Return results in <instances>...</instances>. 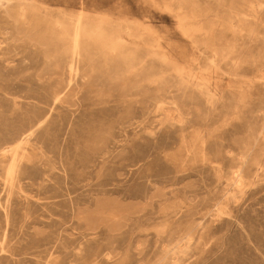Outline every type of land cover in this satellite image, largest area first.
<instances>
[{"label": "rangeland", "instance_id": "374dc122", "mask_svg": "<svg viewBox=\"0 0 264 264\" xmlns=\"http://www.w3.org/2000/svg\"><path fill=\"white\" fill-rule=\"evenodd\" d=\"M11 1L0 264H264V0Z\"/></svg>", "mask_w": 264, "mask_h": 264}, {"label": "bare ground", "instance_id": "6f19581e", "mask_svg": "<svg viewBox=\"0 0 264 264\" xmlns=\"http://www.w3.org/2000/svg\"><path fill=\"white\" fill-rule=\"evenodd\" d=\"M4 1H6V0H0V4H2V3H4ZM8 1V0H7ZM12 1H14V0H12ZM11 1V2H12ZM24 1V0H23ZM213 1V0H212ZM15 2H16V0H15ZM17 2H19V1H17ZM16 2V3H17ZM24 2H26V1H24ZM214 2V1H213ZM220 2V1H219ZM227 2V1H226ZM228 2H230V1H228ZM8 3V2H7ZM10 3V2H9ZM16 3L14 4V5H16ZM18 4V3H17ZM22 4V3H21ZM21 4H20V7H21ZM221 4V3H220ZM223 4V3H222ZM227 4V3H226ZM9 5V4H8ZM11 5H13V4H11ZM231 5H232V3H231ZM2 6V5H1ZM4 6V5H3ZM5 6H7V5H5ZM10 6V5H9ZM222 6V5H221ZM227 6V5H226ZM233 6V5H232ZM8 7V6H7ZM6 7V8H7ZM10 7H13V6H10ZM19 7V6H18ZM260 7V6H259ZM4 8V7H3ZM5 8V9H6ZM212 8H213V6H212ZM234 8V7H233ZM263 8V7H262ZM261 8V9H262ZM20 9V8H19ZM205 9V8H204ZM227 9V8H226ZM228 9H230V8H228ZM2 10V9H1ZM4 10V9H3ZM7 10V9H6ZM5 10V11H6ZM13 10V9H12ZM11 10V11H12ZM208 10V9H207ZM232 10V9H231ZM9 11H10V9H9ZM11 11L9 12V13H11ZM14 11V13L16 12L15 10H13ZM7 12V11H6ZM208 12V11H207ZM206 13V12H205ZM16 14V13H15ZM0 15H1V13H0ZM5 15V14H4ZM11 15H12V13H11ZM10 14H9V16H11ZM17 15V14H16ZM15 15V16H16ZM80 15V14H79ZM5 16H7V15H5ZM13 16V15H12ZM14 16V17H15ZM226 17V16H225ZM263 17H264V15H263ZM13 18V17H12ZM17 18H19V17H17ZM231 18V17H230ZM234 18V17H233ZM4 19V18H3ZM15 19H16V17H15ZM79 19H80V16H79V18H78V20L76 21V20H74V21H76V22H69V24H66L65 22H64V20H60L59 21V25H60V30H61V28H62V34L64 33V34H67V35H69V36H71V37H69V38H72V46H71V50H66V52L64 51V55H65V57H63V58H66L65 60V67H66V71H68L69 72V74L71 75V77L68 79V81H67V83H66V86H70L71 85V82L73 81V77H75V76H77V74L79 73V71L81 70V69H84V68H82V67H80V64H82V63H80V57H82V59H83V56H80L81 54H80V46H79V36L81 35L80 34V30H79ZM232 19V18H231ZM23 20V19H22ZM69 20V19H68ZM21 21V20H20ZM87 21V20H86ZM217 21V20H216ZM226 21V20H225ZM228 21V20H227ZM233 21V20H232ZM263 21H264V19H263ZM18 22H19V20H18ZM22 22V21H21ZM67 22V21H66ZM231 22V21H230ZM255 22V21H254ZM3 23V22H2ZM6 23V22H5ZM15 23V22H14ZM58 23V22H57ZM81 23V22H80ZM20 24V23H19ZM17 25V24H16ZM228 25V24H227ZM18 26V25H17ZM82 26H83V24H82ZM231 26V25H230ZM21 28H22V26H20ZM95 27V26H94ZM128 27V26H127ZM234 27V26H233ZM7 28V27H6ZM20 28V29H21ZM125 28V27H124ZM231 28V27H230ZM251 28H252V26H251ZM5 29V28H4ZM14 29V28H13ZM16 29V28H15ZM95 29H96V27H95ZM98 29V28H97ZM127 29V28H126ZM233 29V28H232ZM231 29V30H232ZM17 30H18V27H17ZM54 30V29H53ZM250 30V29H249ZM16 31V30H15ZM93 31V30H92ZM259 31H261V30H259ZM2 32V31H1ZM23 32H24V30H23ZM96 32V31H95ZM3 33V32H2ZM63 34V35H64ZM114 35H116V34H114ZM120 35H121V33H120ZM23 36V35H22ZM25 36H26V34H25ZM27 37V36H26ZM30 37V36H29ZM65 37V36H64ZM121 37V36H120ZM257 37V36H256ZM28 38V37H27ZM254 38V37H253ZM21 39V38H20ZM29 39V38H28ZM66 39V38H65ZM3 40V39H2ZM48 40V39H47ZM60 40H62V39H60ZM249 40V39H248ZM252 40V39H251ZM259 40V39H258ZM1 41V40H0ZM29 41V40H28ZM55 41H57V40H55ZM71 41V40H70ZM115 41V40H114ZM41 42H42V40H41ZM1 43V42H0ZM59 43V42H58ZM60 43H61V41H60ZM251 43V42H250ZM62 44V43H61ZM60 44V45H61ZM227 44V43H226ZM230 44V43H229ZM59 46V45H58ZM47 48L49 47V46H46ZM54 47V46H53ZM56 47V46H55ZM225 47H226V45H225ZM246 47V46H245ZM46 48V49H47ZM50 48V47H49ZM58 48V47H57ZM56 48V49H57ZM60 48V47H59ZM64 48V47H63ZM243 48V47H242ZM247 48V47H246ZM52 49V47L50 48V50ZM65 49H66V47H65ZM64 49V50H65ZM133 49V48H132ZM245 49V48H244ZM43 50V49H42ZM54 50V49H53ZM46 51V50H45ZM44 50H43V52H45ZM56 51V50H55ZM60 51V50H59ZM59 51H58V53H59ZM205 51V50H204ZM250 51V50H249ZM262 51H263V49H262ZM49 52H51V51H48L47 53H49ZM243 52V51H242ZM241 52V53H242ZM91 53V52H90ZM89 53V54H90ZM206 53V52H205ZM248 53V52H247ZM40 54V53H39ZM50 54H53V53H50ZM48 55V54H47ZM247 55V54H246ZM249 55V54H248ZM60 56V55H59ZM80 56V57H79ZM205 56V55H204ZM243 56V55H242ZM260 56V55H259ZM52 57H55L54 55L52 56ZM89 57V56H88ZM93 57V56H92ZM202 57V56H201ZM262 57H263V55H262ZM42 58V57H41ZM63 58H62V60H63ZM245 58V57H244ZM243 58V59H244ZM46 59V58H45ZM54 59V58H53ZM81 59V60H82ZM86 59H88V58H86ZM211 59V58H210ZM260 59V58H259ZM263 59V58H262ZM49 60V59H48ZM93 60V59H92ZM91 59L89 60V61H92ZM203 60V59H202ZM207 60V59H206ZM255 60V59H254ZM55 61V60H54ZM118 61V60H117ZM210 61V60H209ZM216 63H217V61H216V58H215V60H214ZM46 62H47V60H46ZM88 62V61H87ZM97 62H99V60L97 61ZM206 62H208V61H206ZM45 63V62H44ZM60 63H62V62H60ZM86 63V62H85ZM93 63V62H92ZM127 63V62H126ZM54 64V63H53ZM55 64H57V63H55ZM87 64V63H86ZM88 64H89V62H88ZM134 64H136V63H134ZM227 64H228V62H227ZM242 64V63H241ZM244 64V63H243ZM242 64V65H243ZM264 64V63H263ZM47 65V64H46ZM61 65V64H60ZM97 65H98V63H97ZM137 65V64H136ZM205 65V64H204ZM83 66H85V65H83ZM88 66V65H87ZM86 66V67H87ZM121 66H122V64H121ZM91 67V66H90ZM90 67H88V68H90ZM98 67V66H97ZM226 67H228V66H226ZM243 67V66H242ZM255 67H256V65H255ZM258 67V66H257ZM54 68V67H53ZM112 68V67H111ZM115 68V67H114ZM123 68V67H122ZM239 68H240V66H239ZM55 69V68H54ZM117 69V68H116ZM224 69V68H223ZM228 69V68H227ZM63 70V69H62ZM88 70L89 69H87V71L86 72H88ZM110 70V69H109ZM242 70V69H241ZM244 70V69H243ZM252 70V69H251ZM250 70V71H251ZM59 71H61V70H59ZM82 71V70H81ZM85 71H83V72H85ZM98 71V70H97ZM245 71V70H244ZM57 72V71H56ZM49 73V72H48ZM62 73V72H61ZM134 73V72H133ZM246 73V72H245ZM90 74V73H89ZM102 74V73H101ZM111 74H112V72H111ZM130 74V73H129ZM135 74V73H134ZM244 74V73H243ZM48 75V74H47ZM62 75H63V73H62ZM95 75V74H94ZM97 75V74H96ZM99 75V74H98ZM110 75V74H109ZM116 75V74H115ZM135 75H137V74H135ZM55 76H56V74H55ZM60 76V75H59ZM100 76H102V75H100ZM129 76V75H128ZM131 76V75H130ZM129 76V77H130ZM133 76V75H132ZM131 76V77H132ZM52 77V76H51ZM50 77V78H51ZM63 77V76H62ZM95 77V76H94ZM108 77L109 76H107V79H108ZM128 77V78H129ZM135 77V76H134ZM49 78V79H50ZM61 78V77H60ZM98 78V77H97ZM106 77H104L103 79H105ZM53 79V78H52ZM62 79V78H61ZM99 79V78H98ZM92 79H90V81H91ZM66 81V80H65ZM105 81H106V79H105ZM119 81V80H118ZM122 81V80H121ZM126 81V80H125ZM55 82V81H54ZM53 82V83H54ZM60 82V81H59ZM87 82H88V80H87ZM92 82V81H91ZM104 82V81H103ZM107 82V81H106ZM128 81H126V83H127ZM131 82H133V81H131ZM130 82V83H131ZM135 82V81H134ZM133 82V83H134ZM136 82H137V80H136ZM61 83V82H60ZM63 83V82H62ZM96 83V82H95ZM94 83V84H95ZM113 83V82H112ZM133 83H132V85L131 86H133ZM55 84V83H54ZM85 84H87V83H85ZM91 84V83H90ZM111 84V83H110ZM135 84H137V83H134V85ZM108 85V84H107ZM106 85V86H107ZM124 86H125V84H123ZM58 86V85H57ZM89 86V85H88ZM93 86H95V85H93ZM101 86V85H100ZM105 86V87H106ZM113 88H114V86H113ZM125 88V87H124ZM86 89V88H85ZM119 89V88H118ZM121 89H123V88H121ZM129 89V88H128ZM133 89V88H132ZM59 90V89H58ZM101 90L102 89H100V92H101ZM113 90V89H112ZM111 90V91H112ZM53 91H55V90H53ZM72 91H74V90H72ZM71 91V92H72ZM99 91V90H98ZM115 91H117L116 89H115ZM114 91V92H115ZM126 91H127V89H126ZM130 91H133V90H131L130 89ZM137 91V90H136ZM201 91V90H200ZM68 92H69V90H68ZM76 92V91H75ZM113 92V91H112ZM122 92V91H121ZM124 92H125V90H124ZM74 93V92H73ZM105 93V92H104ZM103 93V94H104ZM117 93H119V92H117ZM126 93V92H125ZM53 94V93H52ZM55 94V93H54ZM70 94V93H69ZM106 94V93H105ZM109 94V93H108ZM120 94H122V93H120ZM263 94V93H262ZM68 95V94H67ZM263 96V95H262ZM57 97V96H56ZM72 97V96H71ZM74 98V97H73ZM209 98V97H208ZM261 98V97H260ZM65 99H66V97H65ZM211 99V98H210ZM67 100V99H66ZM59 102V101H58ZM62 102V101H61ZM74 102V101H73ZM66 104V103H65ZM68 104V103H67ZM262 104V103H261ZM253 113V112H252ZM249 115V114H248ZM241 116V115H240ZM249 118H251V117H249ZM248 118V119H249ZM261 118H263L262 116H261ZM220 119V118H219ZM242 119V118H241ZM240 119V120H241ZM245 119H246V117H245ZM248 119H247V121H248ZM243 120V119H242ZM254 121H255V119H254ZM261 121V120H260ZM258 122V121H257ZM245 124V123H244ZM256 124V123H255ZM206 125V124H205ZM251 125H254V124H251ZM210 126V125H209ZM244 126V125H243ZM242 126V127H243ZM256 126V125H255ZM257 127V126H256ZM255 127V128H256ZM240 128V127H239ZM249 128V127H248ZM252 128V127H251ZM259 129V128H258ZM234 130H236V129H234ZM243 130H245L244 128H243ZM251 130V129H250ZM259 130H261V129H259ZM233 131V130H232ZM239 131V130H238ZM241 131V130H240ZM245 132V131H244ZM252 132H254L253 130H252ZM250 133V132H249ZM227 134V133H226ZM247 134V133H246ZM245 134V135H246ZM241 135V134H240ZM243 135H244V133H243ZM248 136H250L249 134H247ZM253 135V134H252ZM255 135V134H254ZM226 137V136H225ZM240 137H243V136H240ZM252 137V136H251ZM251 137H249V139H248V141L250 140V138ZM27 138H24V139H22V141H21V143L24 141V140H26ZM254 139V138H253ZM235 140V139H234ZM238 140V139H237ZM252 140V139H251ZM250 140V141H251ZM236 141V140H235ZM238 142V141H237ZM252 142V141H251ZM20 143V144H21ZM246 142H244V144H245ZM19 144V145H20ZM239 144V143H238ZM19 145H17L16 147H14L13 148V150L14 149H17L18 148V146ZM216 146V145H215ZM239 146H241L242 147V145H239ZM249 146H250V144H249ZM217 147V146H216ZM42 149V148H41ZM217 149V148H216ZM215 149V150H216ZM225 149V148H224ZM232 149V148H231ZM235 149V148H234ZM244 149H246V148H244ZM244 149H242V150H244ZM247 150V149H246ZM245 150V151H246ZM234 151V150H233ZM245 151H243V152H245ZM14 152V151H13ZM235 152H237V151H235ZM222 153V152H221ZM226 153V152H225ZM228 153V152H227ZM226 153V154H227ZM13 154V153H12ZM229 154V153H228ZM11 155V154H10ZM247 155V154H246ZM249 155V154H248ZM218 156V155H217ZM234 156V155H233ZM243 156H245V155H243ZM26 157V156H25ZM236 157V156H235ZM234 157V158H235ZM5 158V157H4ZM218 158V157H217ZM216 158V159H217ZM228 158V157H227ZM239 158V157H238ZM251 158V157H250ZM231 159V158H230ZM246 159V158H245ZM244 159V160H245ZM248 160H251V159H248ZM228 161V160H227ZM238 162V161H237ZM248 162V161H247ZM251 162V161H250ZM225 163V162H224ZM231 164V163H230ZM250 164H252V163H250ZM257 164V163H256ZM215 165V164H214ZM255 165V164H254ZM263 165V164H262ZM235 166V165H234ZM253 166V165H252ZM230 167H232V166H230ZM208 169V168H207ZM230 169V168H229ZM239 170V169H238ZM203 171H204V169H203ZM227 171H229V170H227ZM233 171V170H232ZM250 171V170H249ZM224 172V171H223ZM225 174V173H224ZM231 180V179H230ZM240 189V188H239ZM103 249H105V248H103V247H100V248H98L97 249V254H96V252H95V256L91 259V261L88 263V264H93V262L95 261V259L98 257V255H99V253L101 252V251H103ZM110 254L109 253H105L104 254V257L106 258V259H110L111 258V256H109ZM38 256V255H37ZM124 261H125V258L124 257H120V258H118V259H116V260H114V261H112V262H110V263H108V264H125L124 263ZM43 262V261H42Z\"/></svg>", "mask_w": 264, "mask_h": 264}]
</instances>
